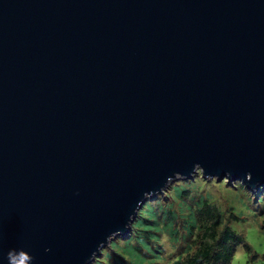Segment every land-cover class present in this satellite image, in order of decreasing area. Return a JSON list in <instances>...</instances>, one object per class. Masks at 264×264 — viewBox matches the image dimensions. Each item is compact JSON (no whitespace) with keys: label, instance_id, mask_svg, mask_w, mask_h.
<instances>
[{"label":"water","instance_id":"1","mask_svg":"<svg viewBox=\"0 0 264 264\" xmlns=\"http://www.w3.org/2000/svg\"><path fill=\"white\" fill-rule=\"evenodd\" d=\"M198 167L264 188V0H0V264H88Z\"/></svg>","mask_w":264,"mask_h":264},{"label":"trees","instance_id":"2","mask_svg":"<svg viewBox=\"0 0 264 264\" xmlns=\"http://www.w3.org/2000/svg\"><path fill=\"white\" fill-rule=\"evenodd\" d=\"M181 179L185 184L189 183V179ZM172 184V197L180 200L178 207L163 204L158 198L149 203L150 198H147L137 210L122 241L114 240L116 236L103 247L114 250L112 255L105 253L111 260L99 259L97 254L88 264H158L160 248L155 243L159 234H166L171 241L184 240L185 246L180 251L183 255L176 257L172 264H229L235 246L242 242L241 236L230 225L221 226L220 211L206 196L192 195L193 199L185 184ZM186 191L188 196L185 199ZM184 210L187 213H183ZM178 218H183L179 227ZM244 246L248 247L245 242ZM261 255L264 264V250Z\"/></svg>","mask_w":264,"mask_h":264},{"label":"rangeland","instance_id":"3","mask_svg":"<svg viewBox=\"0 0 264 264\" xmlns=\"http://www.w3.org/2000/svg\"><path fill=\"white\" fill-rule=\"evenodd\" d=\"M181 178L183 177L177 176L160 193L151 196L152 198L148 197L150 198L149 203L158 198L163 204L178 207L180 200L177 197H172L174 193L170 185L174 181L172 185L185 184L186 182L182 181ZM187 179H189V183L185 185L191 191H186L184 198L186 199L188 194L191 197L192 195L195 197L206 196V199L220 211L223 222L221 226L228 224L241 236L242 242L235 246L229 264H263L261 253L264 250V188L261 186L247 188L239 179L232 180L225 176L221 178L203 176L199 167L185 180ZM183 213L187 212L184 210ZM181 222H183V218H178L176 222L178 227ZM122 237L123 235H118L114 240H118L120 243ZM244 242L248 247L244 246ZM155 245H159L160 248L158 264H172V261L181 254L180 251L184 248L185 243L182 239L171 241L166 234H159ZM101 251L102 253L98 254V258L110 261L108 255L114 254V250L102 248ZM106 252L108 255H105Z\"/></svg>","mask_w":264,"mask_h":264},{"label":"clouds","instance_id":"4","mask_svg":"<svg viewBox=\"0 0 264 264\" xmlns=\"http://www.w3.org/2000/svg\"><path fill=\"white\" fill-rule=\"evenodd\" d=\"M7 259L8 264H31L33 257L24 249H9Z\"/></svg>","mask_w":264,"mask_h":264}]
</instances>
